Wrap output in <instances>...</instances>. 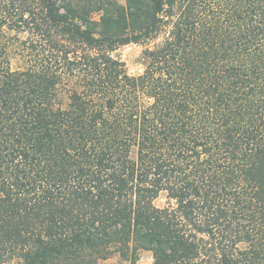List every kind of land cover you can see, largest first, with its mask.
Instances as JSON below:
<instances>
[{
  "label": "trees",
  "instance_id": "1",
  "mask_svg": "<svg viewBox=\"0 0 264 264\" xmlns=\"http://www.w3.org/2000/svg\"><path fill=\"white\" fill-rule=\"evenodd\" d=\"M141 250L264 264V0H0V264Z\"/></svg>",
  "mask_w": 264,
  "mask_h": 264
},
{
  "label": "rangeland",
  "instance_id": "2",
  "mask_svg": "<svg viewBox=\"0 0 264 264\" xmlns=\"http://www.w3.org/2000/svg\"><path fill=\"white\" fill-rule=\"evenodd\" d=\"M97 17V14L94 15ZM140 52L141 46L136 44H128L122 47H119L114 55L119 57L124 63L127 71L131 74L137 73L141 70L140 64ZM12 67H16L18 65L17 59L12 58L11 60ZM157 205H163L166 202V199L163 197L157 198L155 201ZM140 258L138 260V264H150L151 262V254L148 251L141 250L139 251ZM96 264H127V262L122 259L117 253L111 252L105 258H98Z\"/></svg>",
  "mask_w": 264,
  "mask_h": 264
}]
</instances>
